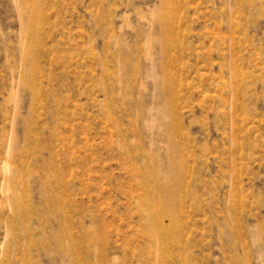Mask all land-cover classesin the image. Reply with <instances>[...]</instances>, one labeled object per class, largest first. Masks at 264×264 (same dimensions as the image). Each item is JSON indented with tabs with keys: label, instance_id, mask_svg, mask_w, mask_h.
<instances>
[{
	"label": "rangeland",
	"instance_id": "1",
	"mask_svg": "<svg viewBox=\"0 0 264 264\" xmlns=\"http://www.w3.org/2000/svg\"><path fill=\"white\" fill-rule=\"evenodd\" d=\"M0 264H264V0H0Z\"/></svg>",
	"mask_w": 264,
	"mask_h": 264
},
{
	"label": "bare ground",
	"instance_id": "2",
	"mask_svg": "<svg viewBox=\"0 0 264 264\" xmlns=\"http://www.w3.org/2000/svg\"><path fill=\"white\" fill-rule=\"evenodd\" d=\"M155 159H156V162H158V163H156V168H159V166L157 167V165H160V163H159V161L157 160L156 157H155ZM160 167H161V165H160ZM155 171H157V170H155ZM159 171H160V170H159ZM168 184H169V183H168ZM165 185H167V184H165ZM167 186H168V185H167ZM161 187H162V186H161ZM163 187H164V186H163ZM165 187H166V186H165ZM165 187H164V188H165ZM168 187L170 188V186H168ZM166 188H167V187H166ZM154 189H155V188H154ZM157 189H159V188H157ZM162 189H163V188H162ZM164 190H165V189H164ZM164 190H163V191H164ZM173 190H174V189H173ZM168 191H169L168 189L165 190V193H164V194L167 195L166 192L168 193ZM170 191H171V189H170ZM170 191H169V192H170ZM153 192H154V191H153ZM156 192H159V190H158V191H155V192H154L155 194L152 193V192H151L152 194L150 193V196H149V197H152V198H153V199H152L153 202H152V201H151V202L149 201L150 203L147 204V205H149V206H147V207L144 209V210H145V213H146V215H147L146 217L150 216L151 218L154 219V222H155V219H157V218L161 215V213L164 212V211H162V210H163L162 207L159 208V207L162 206V205L160 204V205L158 206L159 203H156V202L159 200V196H160V195H163L162 197H160V199H161V198H163V199L165 198V197H164V194H159V195H158V193H156ZM159 193H160V192H159ZM161 193H163V192H161ZM156 194H157V195H156ZM170 194H172V193H170ZM170 194H169V196H170ZM167 196H168V195H167ZM167 196H166V197H167ZM154 198H155V199L158 198V200L155 202V199H154ZM163 199H162V200H163ZM166 199H167V198H166ZM159 201L161 202V200H159ZM166 201H168V200H166ZM147 202H148V201H147ZM147 202H146V203H147ZM163 203H164V202H163ZM163 203H162V204H163ZM163 207L165 208V207H167V205H166V206L164 205ZM172 210H174V208H172ZM172 210H170V208H168V212H169V213H170V211H171V213H172ZM165 213H167V212H165ZM150 217H149V218H150ZM151 221H152V220H151ZM156 221L159 222L158 219H157ZM174 222H176V221L174 220ZM155 223H156V222H155ZM157 224H158V223H157ZM157 224L154 225V223H153L154 226L158 227ZM175 224H177V223H175ZM156 229H158V228H156ZM157 231H160V230H157ZM157 231H156V232H157ZM164 231H167V230L164 229ZM156 232H155V233H156ZM159 233H161V232H159ZM163 234H164V232H163ZM165 234H166V233H165ZM166 235H167V234H166ZM166 235H165V236H166ZM157 236H158V239H159L160 241L163 240V239H162V236H160V235H157ZM165 236H164V237H165ZM166 237L168 238V236H166ZM158 239H157V240L155 239V240L158 241ZM158 242H159V241H158ZM158 242H157V243H158ZM162 242H163V241H162ZM166 242H167V240H166ZM169 242H170V241H169ZM167 243H168V242H167ZM158 244H159V243H158Z\"/></svg>",
	"mask_w": 264,
	"mask_h": 264
}]
</instances>
